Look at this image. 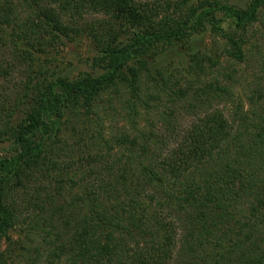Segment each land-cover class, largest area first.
Listing matches in <instances>:
<instances>
[{
	"label": "trees",
	"instance_id": "obj_1",
	"mask_svg": "<svg viewBox=\"0 0 264 264\" xmlns=\"http://www.w3.org/2000/svg\"><path fill=\"white\" fill-rule=\"evenodd\" d=\"M23 1L39 32L56 39L74 29L82 34L78 24L84 14L102 15L103 27L93 25L90 32L108 39L93 66L108 73L98 79L58 80L45 89L35 85L29 117L16 135L18 156L0 161V243L16 220L10 196L29 180L45 135L59 126L69 104L95 100L136 56L187 43L207 24L218 28V12L233 23L232 29H245L264 10V0H253L246 10L208 2L174 13L147 0ZM67 18L73 23H66ZM11 36L15 57L32 60L33 47L25 37L14 30ZM120 36L128 42H119ZM228 40L235 58L243 60L240 43L230 35ZM255 94L258 100L263 96ZM202 99L196 100L206 102ZM38 133L43 134L39 143ZM183 140L167 152L163 164L121 161L100 169L105 176L84 187L86 212L76 213L69 238L57 233L58 240L51 243L54 254L67 255L74 264H264V130L253 140L219 116L202 121ZM140 154L153 155L149 146ZM168 177L174 178L171 186ZM172 187L175 194L168 189ZM247 204L251 214L243 213ZM73 207L71 215L79 210ZM0 264H6L1 255Z\"/></svg>",
	"mask_w": 264,
	"mask_h": 264
},
{
	"label": "rangeland",
	"instance_id": "obj_2",
	"mask_svg": "<svg viewBox=\"0 0 264 264\" xmlns=\"http://www.w3.org/2000/svg\"><path fill=\"white\" fill-rule=\"evenodd\" d=\"M147 1L162 4L171 13L208 2L246 10L253 2ZM216 14L222 21L218 28L207 24L187 43L162 45L136 56L95 100H78L62 111L59 126L44 137L29 180L10 196L16 220L0 243L6 264H74L69 256L54 254L51 243L58 240V232L69 238L75 231L76 213L87 209L84 187L105 176L103 167H117L121 161L134 166L149 160L163 164L167 152L192 129L219 116L234 131H245L253 140L259 137L264 130V10L245 29H232L225 15ZM84 15L78 24L85 30L82 34L74 29L56 39L39 32L42 29L33 23L37 21L23 0H0V161L18 156L16 135L29 117L37 83L44 88L58 80L98 79L108 73L93 66L103 55V39L108 36L90 32L93 25L102 28L105 18ZM66 23L73 20L67 18ZM12 30L33 47L34 56L27 63L15 57ZM228 35L240 43L243 60L235 58ZM126 39L120 36L119 42ZM259 91L260 100L255 98ZM42 135L37 134L38 143ZM147 146L153 155L142 158L141 149ZM166 180L169 186L174 182L173 177ZM168 189L176 193L173 187ZM75 205L79 210L71 215ZM244 208L243 213L251 214V205Z\"/></svg>",
	"mask_w": 264,
	"mask_h": 264
}]
</instances>
